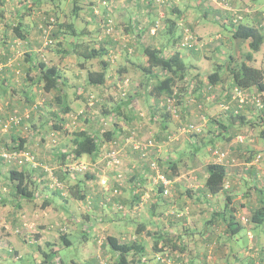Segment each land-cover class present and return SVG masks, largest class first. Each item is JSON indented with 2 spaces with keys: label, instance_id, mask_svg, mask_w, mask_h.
Segmentation results:
<instances>
[{
  "label": "crops",
  "instance_id": "0c3cea01",
  "mask_svg": "<svg viewBox=\"0 0 264 264\" xmlns=\"http://www.w3.org/2000/svg\"><path fill=\"white\" fill-rule=\"evenodd\" d=\"M14 1L0 0V122L2 118L8 119L11 114L21 113L24 116L25 113L27 116H25V120L33 124L32 128L36 130L42 129V123L49 122L48 113L46 112L47 105L44 103L37 105L40 98L45 96L46 100H50L48 106L53 109L50 114L53 116L54 112L59 116L57 118L59 124L55 127L67 129L70 125L69 121H72L70 111L72 107H78L79 103L74 104L73 101L69 103V96L63 105L56 103L55 97L59 91L57 93L55 90L45 91L42 87L43 84L39 80L41 75L40 68L38 66L30 68L34 64L26 62L27 52L34 56L39 52L38 50L40 52L43 51L36 45L41 42V35L38 34L37 30L38 25L47 13L46 8H42L44 0H42V3L37 2L38 4L34 3L35 0H30V4H28L29 0H16L18 1L17 5L14 4ZM82 1L92 2L96 0ZM115 1L116 9L114 15L117 29L115 37L111 41L113 48L117 47V52L114 55V59H112L113 62L108 66L106 82L103 85L90 84L86 82L84 72H76L71 67L60 70L62 75L61 82L63 81L60 84L63 91L60 92L68 93L74 88V85H79L77 90L84 92L81 97L84 98V104L90 109H92L90 105L93 103L91 102V97L96 96L100 99L96 92H101V95H103L108 87L107 82L113 78V75L115 77L114 80L111 79V82L114 85L113 88H117L119 84L124 83L126 77H129L127 75L133 74V71L138 68L137 66L138 64L140 65L142 60L143 63H146V55L143 53L141 56L139 53L140 55L137 56L135 49L138 50L142 45H154L163 47L166 54L176 51L172 46L178 47L179 42L177 43V40L181 38L175 32L168 33L169 26H174L179 35L187 27L193 30L192 32L196 39L203 37L199 29L203 17L200 15L198 16L199 19L195 21L198 15L196 12L201 10L202 6H205L201 4L200 0H174L170 6L173 8L170 11L171 13L167 6L163 7L156 4L155 0ZM252 3H254L255 8L252 7L251 9L253 13L250 14L249 21L262 24L264 33V19L262 20L261 15L264 5L261 0ZM87 9L88 7L83 9L81 13L87 15V27L89 28L87 29V31L89 30L87 34H89L90 32H95L98 26L95 21L88 20L91 6ZM160 11L163 15L166 11V18L159 19ZM167 13H169L168 16ZM154 24L161 26L157 33H155ZM15 26L20 27V32H22L24 38L17 35L18 33L14 29ZM210 35H212L211 37H216V40H214L216 45L221 44V38L226 39L220 31ZM234 42L238 44L239 40ZM242 45L248 46V42L245 41ZM131 48H135L134 51ZM22 52L24 55L23 64L17 60ZM42 53L46 54V56L49 54L48 58L52 55L54 59L59 61V57L53 53L44 51ZM193 54L196 55L197 52ZM254 57L256 62H259L256 54H254ZM66 59L68 60L69 58L63 57L60 60V64L66 66ZM74 60L76 62L75 56ZM93 60L96 64L99 59ZM191 66L195 69L194 74L200 73L199 79H202V81L195 79V82L198 81L195 88L199 89L201 93H198L200 95L207 96L208 100L212 101L209 97L211 90H215V93L219 94L228 85L221 81L215 85L210 84L205 76L206 73L201 72L195 64H191ZM95 67L94 69H98L97 65ZM138 79L137 83L134 84L137 87L134 90L135 94L132 100L129 103L126 100H122L112 106L113 110L122 106L123 116L126 121H123L122 118L120 122L117 120V123H111L112 116L108 118L103 116L100 121L97 120L96 127L93 128L92 124H90V116L87 119L85 118L88 126L83 127L82 130L86 129L93 136V133H97L100 136L104 128H109L112 132L116 130V133L113 134L114 140L116 139L117 141L110 143L104 141L101 137L99 150L93 155L86 154L77 159L72 153L73 146L72 148H67L60 145L62 142L66 144L68 138L73 140L72 133L67 134L65 131V134L59 137L56 141L57 144L54 146H52V142L48 143L49 139L47 138L45 146H41L40 143L45 140L41 138L42 141H40L36 135L37 132L33 131L31 126H27L29 123L27 124L25 120L21 124L9 125L7 128H2L0 123V150L13 148L19 146L20 143H24V148L34 152L38 158V163H26L23 166H19L14 164L15 161H8L0 157V254L5 251L6 247L4 245L13 244L10 237L13 234L15 222H12V220L18 212V208L22 216V218H18V220H21L18 224L23 229L19 228L18 225L16 230L21 232L22 229V231L25 230V233H33L34 235L31 234L33 238L27 237L31 242L40 244L43 237L50 233L47 232V227L44 224L39 223L42 210L48 209L49 211V206L53 207V204H56V202L53 203L50 196L43 194L47 189L50 190V186L53 184L50 183L53 178V172H48L47 157L52 153L55 154V158H59L64 153L67 154L66 160L69 157L73 161L97 160L96 168L93 170L95 173L74 175L71 170H66L67 166L60 168L64 171L62 175L64 179H60L62 186H64V192L61 193L63 196H60L66 204L65 209L67 213L75 216L76 222H80L81 219L87 221V224H84L82 228L81 244L88 245L89 241H92L94 247L84 246L86 251H88L83 255V258H85L84 262L80 263L73 260L72 264H98L101 260L111 261L112 257L118 259V253L112 250L108 244L107 240L110 235L122 238L127 242L133 239L141 242L138 243V248L143 250V253H130L132 261L128 264H156L157 256L161 254H167L172 264H232L230 262L231 256L235 258L236 264H242L241 260L243 259L247 261L250 259L248 264H264V226L260 229L261 224L255 225L249 221L252 210L264 201V142L259 137V135H264V128L258 134L255 131V127H251V125L245 124V126L239 127L241 123L238 121H224L227 125V131L223 135L215 136V142L218 144L217 148L226 152L227 156L220 159L214 154L207 155L205 158L206 163L201 166L197 163V165L193 166V170H198V174L191 175V172L183 174V170L180 169V174L175 176L176 178L174 177L176 183L182 180V186L176 187V192H172L173 196L168 201L180 204L182 208L184 207V210L187 209V213H179L176 217L158 214L159 204L156 199L158 194L155 192L158 188L153 183V172L149 168L148 160H144L141 150L137 151V148L135 149L134 139L130 138L129 132L132 129L138 132V136H135L138 138L153 137L152 134L154 133L157 139L167 142L166 140L171 135V133L169 135V131L173 130L174 127L176 129L179 122L174 120L173 123L166 127V115L163 114V108L155 98L148 95L153 84L146 88V84H143L144 75H140ZM4 84L12 85L10 87L11 90ZM15 85L19 86L24 95H13L16 89ZM142 86L143 91L141 90ZM3 97L7 100L2 101L1 98ZM190 102L188 100L183 105V115L190 120L200 121L202 127L211 129L208 124L209 115L216 122L221 114L223 103L221 101L220 104L208 101L204 105L201 104V109L199 110L195 104ZM29 104L31 106L27 107ZM21 109L24 113L21 112ZM62 109L63 111L61 112ZM202 109L206 110L207 116L202 113ZM140 110L144 114L147 110L150 111L147 122L143 124L139 118H135V115L138 116ZM244 113L248 114L247 118L252 116L248 108L244 110ZM255 123L264 127V124ZM66 125H68L67 128ZM205 133L206 131L201 135L202 138L206 136ZM230 136L233 137L230 139ZM241 137L244 138L243 141L238 140ZM53 147L58 148L52 151ZM110 148H117L119 151V162L114 164L115 166L107 164L108 162L105 158L107 150ZM161 150V145H158L157 150L152 152L151 156L155 153L157 157ZM260 155L261 158L258 159L257 156ZM87 156L89 157L87 158ZM140 161H144V163H140ZM211 162L224 163L227 167L225 188L216 194H211L205 185V178L208 175L206 171L207 164ZM12 168L26 170L27 180H29V186L32 189L30 198H24L14 193V186L18 180H12L9 177V171ZM203 168L205 171H203ZM82 175L87 178H82ZM103 176L108 179V187L103 186L100 182ZM201 176L204 177L201 178ZM251 179L253 180L252 182L250 181ZM149 182L155 187V190L150 188L151 192H148V187H145ZM116 186H120L118 195H114L115 192L114 190L112 191ZM54 190L56 191L57 189ZM177 196L181 198V202ZM107 198H110V200L112 198L113 201H109ZM142 202H148L150 206L147 212V220H141V213L137 210L138 204ZM119 206L124 208L121 209ZM116 209L120 211L119 215H116ZM44 213L47 215L48 212L45 211ZM139 220L141 221L140 223ZM136 221L138 222L134 229V222ZM182 227H184L183 230H181ZM75 228H77L76 225L73 226V229ZM244 228L247 229L250 237L249 244H235L234 236ZM261 233L263 234L261 235ZM155 240H158L157 245H155ZM102 241L103 244H101ZM46 242L48 245L50 240ZM234 246L238 248V251L234 250ZM12 249L20 258L19 251L14 246ZM41 249L39 246V250ZM4 257L2 255L0 260L1 258L3 260L7 258V256Z\"/></svg>",
  "mask_w": 264,
  "mask_h": 264
},
{
  "label": "trees",
  "instance_id": "16d2710c",
  "mask_svg": "<svg viewBox=\"0 0 264 264\" xmlns=\"http://www.w3.org/2000/svg\"><path fill=\"white\" fill-rule=\"evenodd\" d=\"M52 1V0H44V2ZM66 0H54L55 5L52 6V9H46L47 13L46 16L42 18L41 23L38 25V34L41 35V42L36 45L42 50H47V52L52 53L56 56H58V60L54 59L51 55V57H47L46 54L39 52L32 56L29 52L26 54V62H31L34 65H31L30 68L33 66L40 68V82L43 84V89L45 91H52L55 90L56 92L59 91L58 94H56V101H58L61 105L63 103H66L68 99V93L66 92H60L63 91V88L60 87L61 83V72L60 70H63V68H67V66H63L60 64V60L63 59V57H67V55H75L76 62L75 66L77 69H72L74 71H80L85 72L84 78L86 82L94 85H103L108 77V66L111 64L114 59V55L116 54L117 47L113 48L112 41L116 34V22L115 18L112 21L113 22V31L112 32H106L109 25V19L112 20V17H114V12L116 7L110 8V6H107L103 4V1L111 2L112 0H96V1H90L89 3H86L82 0H73V10L72 14H70L67 18H65L63 15V6ZM172 1V2H171ZM174 0H162L159 5L163 7H168L169 12L172 11L171 4ZM228 3L223 7H215V4L212 5L210 3H205L206 6H204V16L207 17L209 15V9L216 10V16H219L221 18L226 14V17H229L228 19L232 22V29L228 31L230 36V41L227 44L229 45V48L231 47V54L226 59L225 64L222 66L221 64L216 68L215 71L210 72L206 74L205 76L209 80L210 84H218L220 81L224 84H228L225 86L222 92H219L220 95H223L220 99V97H217L216 100L210 101L208 100L207 96L200 95L201 93L199 89L195 88V85L198 83V81H202V79H199L198 74L190 75V68L191 64L186 62L184 59V56L182 55V52L177 49V47L172 48L176 51H174L171 54H166L164 52L163 47H158L154 45L145 46L142 45L139 50H142V53H144L147 57L146 63L142 62L140 65L138 64V70H140L141 75H144V82L143 84H146L149 86L150 84H153L150 92L148 95L155 98V100L160 104V106L163 108V114H165L166 118V127L170 123H173L174 120H177L178 127L176 130H170L169 135L172 137L178 129H182V126H184V129H192L193 131L197 132V135H202L206 131V136H203L202 142L208 138H210L211 141H215V136H218L219 134H224L227 129L226 120H233L238 121L241 123V126H245V124L251 125V127H255L256 123L258 122L260 124H264V68L258 67L254 64V61H256L254 54L258 52L263 43H264V33L262 31V24H257L254 22L249 21V16L253 12L250 10L253 7V3L247 4L246 7L242 8H235L238 7V0H225ZM257 0H252V2H256ZM37 2H43L42 0H35L34 3L38 4ZM43 2V3H44ZM42 3V4H43ZM86 3V5H84ZM218 4V3H217ZM231 6H230V5ZM91 6V11L89 13L88 20H93L97 24L96 32H103L102 37L96 38L95 45L91 46L85 42V36L87 35L86 30H80L76 26V19L78 16H80V13L83 9L86 7ZM174 6V5H173ZM170 7V9H169ZM207 7V8H206ZM87 9V10H88ZM250 10V11H249ZM206 11V13H205ZM161 11L159 12V19L160 18H166V11L165 14L161 15ZM171 13V12H170ZM229 13V14H228ZM63 14V15H62ZM169 13H167L168 16ZM208 18V17H207ZM111 25V24H110ZM161 26L155 25L154 28H156V32L159 30ZM231 27V26H230ZM15 31L18 33L20 37L24 38V35L22 32H20V27L15 26ZM151 31V30H150ZM176 33L180 38H184L185 36H189L188 41L185 42L184 46L181 44L183 48H186L190 51H193V53H196V49L198 48V39L195 38L193 35L192 30L190 29V32H183L179 35L178 31L174 28V26L168 27V33ZM152 33V32H151ZM152 33V34H155ZM84 35V36H83ZM83 36V37H82ZM225 37V36H223ZM226 38V37H225ZM181 40V39H180ZM180 40H177V43H180ZM216 40V38L212 39ZM221 44H218L215 46V53L225 51L223 49V46L226 44L224 40L221 38ZM235 40H239L238 44L234 42ZM247 41L248 46H243L242 43ZM66 43L65 48H61L63 43ZM242 42V43H241ZM178 43V44H179ZM243 49V50H242ZM247 49V50H246ZM137 49H135L136 51ZM246 50V51H245ZM31 56V58H29ZM44 57V58H43ZM98 58L96 64L93 59ZM95 65H97L98 69ZM228 74V75H227ZM83 77V75H82ZM197 79L198 81L195 82ZM195 82V83H194ZM193 86V87H191ZM76 89L79 88V85H75ZM191 88V89H190ZM257 91V95L254 93H250V91L254 90ZM192 90V91H191ZM213 91V90H211ZM226 91V92H225ZM144 92V93H148ZM199 92V93H198ZM240 93L244 94L245 100L241 101ZM81 96H83L82 92H79ZM217 94V93H216ZM218 94V95H219ZM246 95V96H245ZM249 95V96H247ZM189 97V98H187ZM194 100H192V98ZM132 99H127L126 102L129 103ZM191 101V104H195L199 110L201 109V104L204 105L209 102H217L220 104V101L223 103L221 106V114L219 118H217L216 122L215 119L210 117L209 115V125L211 126V129H208L206 127L197 126L193 124L194 120L188 119L185 115H183L182 107L187 101ZM256 108V111L254 112L251 117L246 115L244 113V110H246L248 107ZM106 107V106H105ZM68 108V107H67ZM108 108V107H107ZM110 109L111 113H116L118 117H121L123 115L122 106H119L118 109L116 108L113 110ZM108 111V110H107ZM258 111V112H257ZM106 114L108 112H105ZM202 113H204L206 116L208 115L206 110L202 109ZM15 115H18V117H21V123L24 120L23 115L19 114H11L9 117H13ZM223 117V118H222ZM57 121V118L59 116L57 113L53 112L52 119ZM224 119V120H222ZM249 120V121H248ZM119 122V121H118ZM106 123V122H105ZM117 123V122H116ZM10 125L15 126L17 124L11 123ZM56 126V124H54ZM122 128V127H121ZM217 130V131H216ZM219 130V131H218ZM114 131V130H113ZM133 132V129L130 130V134ZM115 132L110 131L109 128L103 130V133L99 136L97 133H90L86 129L79 130L73 132V150L72 153L75 158H81L83 155H93L99 150V142H101V137L104 141L114 143L117 140H114V134ZM174 133V134H173ZM218 133V134H217ZM257 136V135H256ZM169 137V136H167ZM233 136H230V139ZM258 137V136H257ZM260 137V136H259ZM258 137V138H259ZM130 138L132 137V134L130 135ZM257 138V139H258ZM139 139V138H138ZM148 140H153L152 138H146ZM140 140V139H139ZM244 140V138H243ZM242 140V141H243ZM25 141V140H24ZM189 143H197L195 137L189 140ZM133 144V143H132ZM112 148L108 149V152ZM136 149V147H135ZM154 152L157 150V146L151 147ZM22 150H28L32 152L31 150L24 148V143H20L19 146H15L13 148H6V151L13 152V151H22ZM137 151H140V149H136ZM0 157L8 160V161H15L14 164H17L19 166H23L26 163L34 164L33 162L26 161L23 164L19 163L17 160L13 159H7L3 157L0 153ZM67 154L62 153L61 154V160L62 164L66 161ZM150 157H155L153 162L156 164L157 168L153 169L151 160L148 161L149 168L152 170L153 174L155 175L157 173V170L160 172H163L167 177L173 178L180 174V168L176 165L175 162H169L164 166L165 170L161 169V163L158 161L155 153L153 156L150 155ZM147 161V160H146ZM172 161V160H171ZM108 162V161H107ZM62 165L61 167H63ZM169 167H171V172L169 173ZM66 170L70 171L71 168L68 166ZM207 177L205 178V185L207 190L211 194H216L220 191H222L225 188V182H226V175H227V167L224 163L220 162H211L207 164ZM62 169H60V172L58 173L59 176L62 178ZM66 172V171H65ZM87 173V172H86ZM26 170H18L16 168H12L9 171V177L13 179H17L18 182L14 186V193H17V195L22 196L24 198H30L32 196V189H30L29 186V180L27 177ZM57 185L55 188H57L56 193L64 192V186H62V182H60L59 179H57ZM158 187V192L160 193L163 191V187L160 185ZM114 190V195H118L120 193V186H116L112 189ZM76 194V192H74ZM63 196V195H62ZM109 201H113L112 198H107ZM114 203V202H113ZM112 204V203H111ZM121 209H123V206H119ZM167 216H173L176 217L179 215L177 212H167ZM249 221L255 225H260L264 223V201L262 204H260L258 207H256L251 212V216L249 218ZM237 224V223H236ZM140 227V226H139ZM144 227V226H143ZM60 236L58 239H62L66 244H71L72 241L68 237V233L66 232V229L61 228L60 229ZM234 230V229H233ZM161 235V234H160ZM108 244L112 250L118 253V259L116 258L115 262L111 264H128L131 262V256L130 253L136 254V253H143V250H139V245L137 240L133 239L132 241H125L122 238L116 237L114 235L108 236ZM54 243L52 240H50V243H48V246H54ZM158 240H155V245H157ZM156 247V246H155ZM157 249V248H156ZM55 250V249H54ZM41 251H44V248L41 249ZM16 253V252H15ZM46 256H49L50 254L44 251ZM130 256V258H129ZM169 257V256H168ZM134 261V260H133ZM57 264H67L64 260L60 259L56 262ZM144 263V262H143ZM72 264V263H71ZM98 264H110L109 261H99ZM159 264V263H158Z\"/></svg>",
  "mask_w": 264,
  "mask_h": 264
},
{
  "label": "rangeland",
  "instance_id": "374dc122",
  "mask_svg": "<svg viewBox=\"0 0 264 264\" xmlns=\"http://www.w3.org/2000/svg\"><path fill=\"white\" fill-rule=\"evenodd\" d=\"M24 1V0H23ZM113 1V5H116V1ZM162 0H155L156 4H159ZM203 4L205 5V3H210L212 5L215 4V7L219 6V7H223L228 3L225 0H200ZM30 0L28 1V4ZM86 3H89V1H85ZM197 2V1H196ZM262 4L264 5V0H261ZM63 6V16L65 18H67L70 14H72V10H73V0H66ZM86 3L84 5H86ZM218 3V4H217ZM14 4L17 5L18 1H14ZM247 4H252V0H240L238 3V7L235 8H242L246 7ZM42 8H48V9H52V6L55 5L54 0L52 1H45L42 4ZM230 5V4H229ZM206 6V5H205ZM231 6V5H230ZM253 8L254 7V3H253ZM264 7V6H263ZM87 8V7H86ZM207 8V7H206ZM212 7H210L209 9V15H207V17H203L202 21H201V26H200V34H202L203 37H200L198 39V48L196 49L197 54H193V51H190L186 48H183L181 45V41H185L186 42V38L189 36H185L183 39L181 38L180 43L178 45L177 48H179V50L182 52V55L184 56V59L186 62L191 63V64H195L198 66V68L200 69L201 72H204L206 74L213 72L216 70V68L221 64L222 66L225 64L226 59L230 56L231 54V47L229 48V45L227 44L230 41V36L228 31L230 29H232V22L230 19H228L229 17H226V14L224 16H222L221 18H219V16H216V10L211 9ZM251 6H250V10H251ZM249 10V11H250ZM263 13H261L262 15V20L264 19V9H262ZM45 13V12H43ZM196 13H198V15L196 16V19H199L198 16H204V7H201V10L197 11ZM163 14V13H160ZM229 14V13H228ZM86 16L83 13H80V16H78V18L76 19V26L80 29V30H86V32H89V30L87 31V29H89L87 27V20H86ZM115 16L112 17V21L114 20ZM231 26V27H230ZM191 28H184L185 32H190ZM193 31V30H192ZM208 31V32H206ZM221 32L228 40H224V42H226V44L223 46V49L225 51H221V52H216L215 53V46H216V42H214V40L212 41V39L216 38L211 37L212 33H217V32ZM103 36V32L99 33V32H90L89 34H87L85 36V42L91 46L97 44L96 43V38L98 37H102ZM66 43L64 42L61 48H65ZM134 47V46H133ZM123 48V47H122ZM41 49V48H40ZM132 49V48H131ZM135 49V48H134ZM134 49H132L134 51ZM131 50V51H132ZM243 50V49H242ZM247 50V49H246ZM245 50V51H246ZM44 52H47V50H43ZM41 51V52H43ZM125 51V50H124ZM17 53V52H16ZM54 54V52H52ZM143 55L142 50H136L135 54L138 56ZM19 54V53H18ZM56 54V53H55ZM54 54V55H55ZM257 58L259 59V62L254 61V64L258 67H263L264 68V43L261 47V49L255 53ZM74 56L73 54L71 55H67V58H69L68 60L66 59V63H67V67H72L73 69H77L75 66V60H74ZM11 58V57H10ZM44 58V57H43ZM17 60L20 61V63L23 64V60H24V55L23 52L20 53V58H17ZM140 61V59H139ZM141 62V61H140ZM117 71V70H116ZM190 75H193L195 73V69H193V66H191L190 68ZM77 72V71H76ZM85 74V72H84ZM141 75L140 70L135 69L133 71V74L127 75L129 77H126L124 79V83L119 84V86H117V88H113L114 85L112 84V80H114L115 75H113V78L108 80V87L105 90V93L103 95H101V92H96L97 96H100V99L96 96L91 97L93 102L90 107L92 106V109L88 108L85 104H84V98L81 97V95L79 94V91L76 89L75 85L73 86L74 88H72V90L68 91V96H69V103L71 101H73V103H79L78 107H72L71 112V116L70 118L72 119V121L70 120L69 123L70 125H66V128L68 126L67 129L63 128V127H59L56 128L54 124L58 125L59 124V120H54V118L52 119V115L50 114V112L53 111V109L48 106L50 100H46L45 96H42V98H40L39 100V105H42L43 103L45 105H47L46 107V112L48 113V121L49 122H44L42 123V129L40 130H36L34 128H32V123L29 122L28 120L26 121L25 118L27 117L25 115V113L23 112V110L21 109V112L24 113V120L26 121V123L29 125L27 126H31V129H33V131L37 132L36 135L37 137H39V140L42 141V139H44L45 141L40 143L41 146H45L47 138L48 143H53L52 146H54L56 143V141L59 139V137L63 136L65 134V131L67 134H73V132L75 131H79L82 130L83 127L88 126V123L86 121L87 118H91L90 124H92L93 128L96 127V122L100 121L102 119L103 116H105L106 118H108L109 116H112V121L111 123H115L117 120H120L123 118V121H126L124 116L121 115V117H118V115L116 113L112 114L110 112V109L108 108H112V106L116 103V102H120L122 100H127V99H132L133 95L135 94L134 90L136 89L137 86H135L134 84L137 83L138 77ZM228 75V74H227ZM4 86L10 88L12 85H7L4 84ZM141 86V85H140ZM15 90H14V94L13 95H19V94H23L21 89H19V86L15 85ZM11 90V88H10ZM141 90L143 91V86L141 87ZM12 92V91H11ZM57 93V92H56ZM55 93V94H56ZM209 97L213 100H216L217 97H220V99L222 97H224L223 95H218L215 93V90L210 91L209 92ZM250 93H254L255 95H257V91L252 90L250 91ZM82 94H84V92H82ZM213 95V96H212ZM244 94L242 93V96ZM246 96V95H245ZM249 96V95H247ZM192 100H194L193 97H191ZM245 98L244 96L242 97V99ZM98 99V100H97ZM2 101L7 100L6 98H1ZM10 100V99H9ZM77 100V101H76ZM27 101V100H26ZM102 101V102H100ZM100 102V103H99ZM56 103H59L56 101ZM98 103V104H97ZM31 105L29 104L27 107H30ZM108 107L106 109V107ZM35 107V106H34ZM38 108V107H35ZM249 109V113L250 114H255L254 112L256 111V108H251L250 106L248 107ZM105 110H108L106 112H108L107 114L105 113ZM20 111V109H19ZM63 111V109L61 110V112ZM140 113H138V116L135 115V118H139V120H141L142 124L147 122L148 118H149V114L150 111L147 110V112L144 114L143 111H139ZM258 112V111H257ZM17 114V113H16ZM19 115H22L21 113H19ZM51 115V116H50ZM256 115V114H255ZM26 116V117H25ZM45 117V116H44ZM86 118V119H85ZM9 119V118H8ZM8 119L2 118L1 123V127L2 128H7L6 126L10 124H8ZM54 120V121H53ZM98 120V121H97ZM67 123V122H66ZM64 123V124H66ZM110 123V121H109ZM193 124L197 125V126H201V122L200 121H194ZM111 125V124H110ZM108 125V126H110ZM30 128V127H29ZM264 127H262L261 125L256 124L255 126V131L258 132V134L261 133L262 129ZM173 129V128H172ZM5 130V129H4ZM173 130H176L175 127ZM132 137L134 139V144L136 145L138 141L140 142H146V138H139L135 137L138 136V132L134 131L131 133ZM130 134V135H131ZM174 134V133H173ZM47 136V137H46ZM153 137H149L152 138L154 141L155 146H160L162 147V150L159 152L157 159L158 161L161 163V169H164V166L166 164H168L169 162H175L176 165L178 166V168L182 169V173H188L191 172L192 174H198V170H193V166L197 165V163L200 164V166L204 163H206L205 158L207 155H211L214 154L216 155L218 158H225L220 156L219 154H216L217 152L221 153L224 152L222 150H220L218 147V144L215 141H211L210 138L204 140L202 142V137L200 134L197 135L196 131H193L192 129H184V126H182V129H178V131H176V134H174L172 136V138H168L165 142L164 140H160L157 139L154 136V133L152 134ZM260 139L264 142V135H259ZM196 139L197 143H189V140L194 138ZM42 138V139H41ZM124 138V137H123ZM126 138V137H125ZM240 140V139H238ZM62 141V140H61ZM164 141V142H163ZM241 141V140H240ZM178 144V145H177ZM50 145V144H49ZM60 145L65 146L67 148H72L73 146V141L72 139L68 138V142L65 144V142H62ZM60 145H58L60 147ZM58 147H53L52 151H55ZM6 149V148H5ZM1 151H4V149H1ZM51 151V152H52ZM159 151V150H158ZM141 152V151H140ZM154 152V150H151L150 148L146 150V155L142 156L145 158H143L144 160H148L151 162L153 161L152 159H154L155 157H150L151 153ZM35 156V163H38V158L37 155L32 152ZM142 153V152H141ZM108 154V150L107 153L105 155V158L107 159V155ZM50 157V158H49ZM89 156H87L88 158ZM257 158H261L260 156H257ZM119 159V158H118ZM172 160V161H171ZM108 163L109 160L107 159ZM119 162V161H118ZM138 162V159H137ZM96 163L97 160H76L73 161L71 159V157H69L63 164H62V160H61V156H59V158H55V154L50 153V156L47 157V168H48V172H53L50 173L52 174V179L50 180V183H53L52 186H50V190L47 189L45 192H43L44 195H48L52 198L53 203L56 202V204H53L52 206H49V211L48 209H43L41 212V216L39 218V223L44 224L45 227H47V232H50L49 234L46 235V237H43V240H41L40 244H38L37 242L33 243L31 242L27 237H31L33 238V236L31 234L25 233V230L22 231L23 227H21L18 222L21 220H18V218H22L21 214L19 213V208H18V212L16 213V215L14 216L12 222H15V225L13 227V234L10 237V240L12 241L11 245H4L5 251L2 252L3 254H0V257H2V255H4L5 257L7 256V258H5V260H3L1 258L0 260V264H57L56 262L59 261L60 259L64 260L67 264H71L73 260L78 261L80 263L84 262L85 258H83L84 253L88 252L86 251L84 246H89L90 248H94L92 241H89L88 245L87 244H81V239H82V228L84 227V224H87V221L84 219H81L80 222H76L75 221V216L71 213H67L65 207L66 204L64 203V199L60 196L59 193H54L56 192L54 189L56 185H57V178L60 180V176H59V172H60V168L62 165L65 166H70L71 168V173L74 175L77 174H85L87 173H95L93 170L96 168ZM107 163V164H108ZM140 163H144V161H140ZM114 164L117 163H113L111 165L115 166ZM57 171V173H56ZM203 171L204 168H203ZM171 172V167H169V173ZM202 172V171H201ZM62 174L64 173V171L62 170L61 172ZM203 175V174H202ZM84 177V175H82ZM56 177V178H55ZM81 177V175H80ZM204 176H201V178H203ZM48 178V177H46ZM87 178V177H86ZM176 178V177H175ZM175 178H173V189L171 191V194L168 195L167 197H165V195H163L162 193H159L158 190H155V187L152 186L151 182H149L147 185H145V187L147 188L148 192H151L152 190L150 188H153L155 190V192L158 194V196L156 197L157 202L159 204V209L158 210V214H166L167 212H177V213H187V209L184 210V207L182 208L180 206V204H176L173 201H168L172 198V192H174L176 190V187L179 188L181 187V183L182 180H179L178 183H176ZM200 178V179H201ZM105 181H107L106 183H104ZM251 182L253 181L252 179L250 180ZM101 184L103 186H107L108 187V179L107 177L103 176L101 177L100 180ZM64 183V182H63ZM154 186L157 187L156 183L154 182ZM158 188V187H157ZM53 189V190H52ZM54 191V192H52ZM176 192V191H175ZM44 198V197H43ZM178 200L181 202V198L178 197ZM88 203V202H87ZM70 205H69V209H70ZM150 206L148 202H142L140 204H138L137 210H139V212L141 213V220H147L146 218H148V210H149ZM48 212L47 215H45L46 213L44 212ZM116 215L120 213V211L118 209H116ZM63 217V218H62ZM137 222H134V229L136 228ZM141 221L139 220V223ZM5 225V223H4ZM19 225V228L21 229V232H19V230H16L17 227ZM76 225L77 228L73 229V226ZM61 228L66 229L68 231H66L69 235V238L71 239L72 243L71 244H66L62 239H58V237L60 236V232L61 230H58ZM264 225H260V229L263 228ZM68 228V229H67ZM184 227L181 228V230H183ZM25 229V228H24ZM263 233H261L262 235ZM34 235V234H33ZM264 236V235H263ZM48 240H52L54 243V246H48L47 242ZM249 240L250 237L248 235V231L246 228L242 229V231L240 233H238L237 235L234 236V243H240L241 245H246L249 244ZM101 244H103V241L101 242ZM99 245V243H98ZM14 246L20 253L19 255L21 256L19 258V256H17L14 252V250L12 249V247ZM39 246L43 249L44 251L47 253H49V256H46V254L44 253V251L39 250ZM55 249V250H54ZM238 248L236 246H234V250H237ZM234 253V252H233ZM115 257L111 258V263L115 262ZM156 260V258H155ZM154 261V260H152ZM248 261L250 262V259H248ZM248 261L243 259L241 260L242 264H248ZM230 262L232 264H236L235 258L233 256L230 257ZM157 264V261H156ZM217 264V263H215ZM241 264V263H239Z\"/></svg>",
  "mask_w": 264,
  "mask_h": 264
},
{
  "label": "built area",
  "instance_id": "2783aa9c",
  "mask_svg": "<svg viewBox=\"0 0 264 264\" xmlns=\"http://www.w3.org/2000/svg\"><path fill=\"white\" fill-rule=\"evenodd\" d=\"M103 4L110 6V8L114 7V3L113 1L108 2V1H103ZM109 23H107V25H109V27L107 28L106 32H112L113 31V22L111 19H109L108 21ZM111 24V25H110ZM188 38H186V42L188 41ZM181 44L184 46L185 41H181ZM239 95L241 96V101H244L245 98L242 99V93L239 92ZM14 115V114H13ZM21 117H18V115H15L13 117H9L8 119V124H11L14 122V124H21ZM8 127V125L6 126ZM240 140H243V137L240 138ZM154 146V141L153 140H148L146 142H140L138 141L137 144L135 145V147L137 149H140L143 156L146 155V150L147 149H151V147ZM152 150V149H151ZM1 155L7 159H13V160H17L19 163L23 164L26 161H30L35 163V156L32 152L28 151V150H22V151H13V152H8L6 150L1 151L0 152ZM216 154H219L222 157H226L227 153L226 152H217ZM107 159L109 160V165L113 164V163H118L119 159V151L117 148H112L108 154H107ZM152 167L153 169L157 168L156 164L152 161ZM152 178L154 180V182L156 183V185L158 186H162L163 187V191H161L160 193H162L163 195H165V197H167L168 195H170L171 193V189H172V185H173V180L169 177H167L163 172H160L159 170H157V173L154 175H152ZM107 181H105L104 183H106ZM174 213V212H172ZM157 261L159 264H172L170 261V258L168 257L167 254H161L157 256Z\"/></svg>",
  "mask_w": 264,
  "mask_h": 264
}]
</instances>
